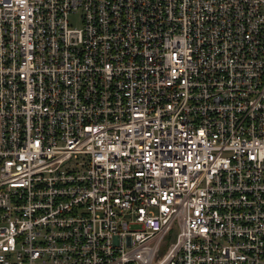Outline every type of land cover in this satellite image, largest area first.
Segmentation results:
<instances>
[{
    "label": "built area",
    "instance_id": "built-area-1",
    "mask_svg": "<svg viewBox=\"0 0 264 264\" xmlns=\"http://www.w3.org/2000/svg\"><path fill=\"white\" fill-rule=\"evenodd\" d=\"M0 264H264V0H0Z\"/></svg>",
    "mask_w": 264,
    "mask_h": 264
},
{
    "label": "rangeland",
    "instance_id": "rangeland-1",
    "mask_svg": "<svg viewBox=\"0 0 264 264\" xmlns=\"http://www.w3.org/2000/svg\"><path fill=\"white\" fill-rule=\"evenodd\" d=\"M71 22H74V26L80 28L82 26V22H80V14H75L71 17ZM170 240H173V236L169 237Z\"/></svg>",
    "mask_w": 264,
    "mask_h": 264
}]
</instances>
